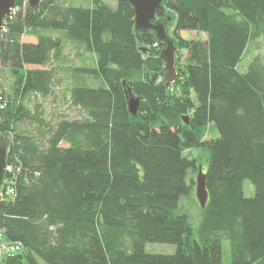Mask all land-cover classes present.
<instances>
[{
    "label": "trees",
    "instance_id": "1",
    "mask_svg": "<svg viewBox=\"0 0 264 264\" xmlns=\"http://www.w3.org/2000/svg\"><path fill=\"white\" fill-rule=\"evenodd\" d=\"M89 1L41 0L33 11L17 0L4 21L0 135L8 136L9 171L0 229L24 251L0 264H222L224 240L229 264H264V46L246 71L240 66L250 44L264 45V0H167L156 19L175 17L170 85L161 81V44L134 32L131 7ZM182 31L205 39L185 41ZM65 43L93 60L71 68L66 95L78 117L46 121L37 99L59 84ZM123 83L139 99L135 117ZM210 124L218 136L206 140ZM191 150L206 153L207 200L196 226L179 203L200 166ZM146 243L175 252L148 253Z\"/></svg>",
    "mask_w": 264,
    "mask_h": 264
},
{
    "label": "rangeland",
    "instance_id": "2",
    "mask_svg": "<svg viewBox=\"0 0 264 264\" xmlns=\"http://www.w3.org/2000/svg\"><path fill=\"white\" fill-rule=\"evenodd\" d=\"M67 3H74V5L78 6H84L87 7L90 5L89 0H66ZM104 4L111 8L116 7V0H103ZM174 16V15H173ZM174 22L173 25L171 26V30L167 31L168 37L174 39L176 41L175 37L172 34L173 28H174ZM166 27L169 28V25L166 24ZM50 31L45 32V35H51L49 33ZM63 32H56L52 36H60L62 35ZM179 37L185 41L189 40H204L205 35L203 33H198L195 31H182L179 34ZM24 42H35L36 39L32 36H24L22 38ZM177 44V41H176ZM263 39L260 38L257 40L254 44H250L248 47L247 55L243 59L242 63L240 66L241 67V72L246 71L250 61L252 60L251 58L260 55L262 48H263ZM140 48L143 49V55L146 53H151L149 47H145L143 45L139 46ZM176 48L178 49V45H176ZM177 53V52H176ZM175 53V57H176ZM62 55L65 57V62H64V69L62 70L61 73H59L58 78L59 79V84L54 87L53 94L50 95L47 98H41L39 97L37 100L38 102L41 103L42 108L44 109L45 112V120L46 121H56L58 117L61 114L68 115L71 118L78 117V111L74 108H71L70 105L68 104L67 101V95L66 92L73 86L74 79L71 74V68L73 67H79L82 65H90L92 56L88 53H84L82 49H77L74 44L71 43H65L63 50H62ZM185 55V51H181V57L183 59ZM146 57V55H145ZM176 67V66H175ZM0 76L2 78V84L4 85V90H8V84H9V76L7 70L3 69L0 71ZM163 80V77H161V81ZM87 84L89 85H95L96 83L92 79H87ZM33 99H30L31 102L30 104H33L32 102ZM218 136V133L214 126L212 124L208 125L205 131V139H213ZM8 138V136L6 135ZM187 153H190L192 156L196 157L199 162V167L202 168L204 171L206 168V153L204 151H197V150H191L188 151ZM197 176V172H189L188 173V179L187 182H192L191 186V192L188 195L181 196L179 203L182 206L181 211L186 214L189 218V221L192 226H196L199 221H200V213L198 209V202L195 196V179ZM254 194V189L250 181L245 180L243 181V196L245 198H251ZM144 250L148 253L152 254H162V255H170L175 252V246L171 244H161V243H146L144 245ZM222 250H223V256H222V264H229L230 262V256H229V249H228V243L227 241L222 242ZM24 251V250H23ZM26 264V262H23ZM38 264H44L42 261L38 260Z\"/></svg>",
    "mask_w": 264,
    "mask_h": 264
},
{
    "label": "water",
    "instance_id": "3",
    "mask_svg": "<svg viewBox=\"0 0 264 264\" xmlns=\"http://www.w3.org/2000/svg\"><path fill=\"white\" fill-rule=\"evenodd\" d=\"M17 0H0V33L3 28L4 20L7 19L13 9ZM31 10L35 11L39 6L41 0H23ZM117 2L127 3L134 14V32L141 34H153L158 44L163 48L159 52V58L163 62V80L165 79L166 85H170L177 80L175 70V53L177 52L176 42L174 39L169 38L167 31L171 30L175 17L172 13L168 12L166 19L163 21H155L156 11L164 6L167 0H116ZM169 25V28L166 27ZM124 96L126 100L127 110L131 116L135 117L139 107V99L133 95L131 90L123 83ZM184 121L188 123L187 118ZM1 123V120H0ZM9 140L6 135H0V203L2 201L1 188L4 185V177L7 171V150ZM195 196L201 208H204L207 200V191L205 188V175L201 167L197 168V176L195 179Z\"/></svg>",
    "mask_w": 264,
    "mask_h": 264
},
{
    "label": "built area",
    "instance_id": "4",
    "mask_svg": "<svg viewBox=\"0 0 264 264\" xmlns=\"http://www.w3.org/2000/svg\"><path fill=\"white\" fill-rule=\"evenodd\" d=\"M15 11L13 9L12 13ZM11 13V14H12ZM10 17V16H9ZM8 17V18H9ZM6 20V19H5ZM4 20V21H5ZM4 31V24L1 33ZM0 33V34H1ZM7 171H9V167L7 166ZM6 171V172H7ZM23 251V245L20 242H11L7 240L0 229V262L7 256L17 255Z\"/></svg>",
    "mask_w": 264,
    "mask_h": 264
},
{
    "label": "flooded vegetation",
    "instance_id": "5",
    "mask_svg": "<svg viewBox=\"0 0 264 264\" xmlns=\"http://www.w3.org/2000/svg\"><path fill=\"white\" fill-rule=\"evenodd\" d=\"M155 21H163V20H162V19H158V20H157V19L155 18V19L153 20V22H155ZM156 45H157V44H156ZM161 48H163L162 45H161Z\"/></svg>",
    "mask_w": 264,
    "mask_h": 264
}]
</instances>
